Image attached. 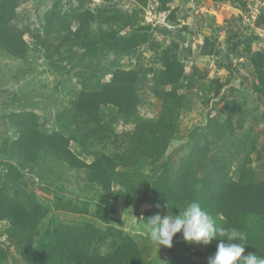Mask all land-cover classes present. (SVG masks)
<instances>
[{
	"label": "rangeland",
	"instance_id": "374dc122",
	"mask_svg": "<svg viewBox=\"0 0 264 264\" xmlns=\"http://www.w3.org/2000/svg\"><path fill=\"white\" fill-rule=\"evenodd\" d=\"M7 1L29 52L20 61L0 50V198L38 219L34 247L48 243V250L77 237L89 254L131 246L138 264H208L215 239L186 242L181 230L171 247L159 246L144 226L150 215L175 218L198 202H183L178 188L194 193L195 179L218 166L238 178L249 163L252 180L264 185V70L255 65L257 54H264V0ZM84 12L94 18L83 42L73 44ZM115 36L127 42L125 48L114 44ZM91 61L92 71L85 68ZM167 66L175 69L169 79L161 75ZM117 70L140 75V122L127 123L113 112L106 144L69 142L88 163L122 154L119 164L109 166L108 191L85 189L68 166L45 156L34 169L4 153L24 113H33L40 129L62 134L59 122L70 101L85 86L101 88ZM150 122L156 130L140 127ZM203 209L219 230L223 221ZM245 226L264 237V210ZM10 229L0 221V250L6 253L0 264H32Z\"/></svg>",
	"mask_w": 264,
	"mask_h": 264
},
{
	"label": "trees",
	"instance_id": "16d2710c",
	"mask_svg": "<svg viewBox=\"0 0 264 264\" xmlns=\"http://www.w3.org/2000/svg\"><path fill=\"white\" fill-rule=\"evenodd\" d=\"M7 4L8 1L4 0L0 5V50L14 60L25 61L29 52V45L24 39L25 30L13 23L14 13L12 7ZM84 16L78 18L80 25L73 35V44L76 43L75 39L80 43L83 42L87 25L94 18L90 12H84ZM121 41L123 38L115 36L114 44L123 45L125 48L127 42L121 43ZM100 42L102 41H95L96 44ZM49 59L52 61L51 57ZM93 64V61L86 63L85 68L92 71ZM255 65L264 70V54H257ZM174 72L175 69L167 66V70L161 75L169 79ZM140 81V75L135 71L117 70L112 74L110 82L102 85L101 88H86V86L82 88L76 98L70 101V106L62 112L64 120L61 122L60 118L59 122L62 126L60 130L64 132L62 134L56 130L49 132L40 129L37 126V117L30 112L24 113L19 124V134L9 140L8 150H4V153L10 152V158H16L23 165L33 166L34 169L40 168L37 160L45 156L54 163L57 161L56 163L68 166V169L74 172L72 176L76 179L80 177L85 183V189L101 187L108 191L112 181L109 166L119 164L122 154L114 157L103 156L88 163L72 151L69 142L75 140L87 148L106 144L110 139L105 133L108 126L107 115L113 112L116 118L121 116L127 123H139L137 108ZM150 124L143 123L140 127L156 130L157 124L151 122ZM247 164L245 163L241 169L238 178H233L224 166H218L202 179H195L192 187L196 188L194 193L180 187L177 194L183 202L195 197L201 207L223 221L220 229L235 227L245 233L247 245L243 255L252 252L264 257V237L251 235L245 226L248 217L264 210V185L260 187L252 180ZM12 198L15 200L14 197ZM122 199L128 205L131 204L125 197ZM154 200L155 198L150 196L151 205L155 204ZM151 212L157 213L155 208ZM0 221L9 222L10 236L18 242L20 251L30 256L29 261L32 264H138L140 261L138 250L131 246L119 247L115 252L104 256L89 254L83 249V240L77 237H74L72 242L69 240L68 243L58 244L56 247L51 245L48 250H45L48 243L34 247L32 229L36 227L38 219L34 214L8 204L5 198H0ZM216 238L209 246L208 257L215 253L220 242L218 239H223L219 235ZM5 258L6 253L0 250V262Z\"/></svg>",
	"mask_w": 264,
	"mask_h": 264
},
{
	"label": "clouds",
	"instance_id": "9594fccd",
	"mask_svg": "<svg viewBox=\"0 0 264 264\" xmlns=\"http://www.w3.org/2000/svg\"><path fill=\"white\" fill-rule=\"evenodd\" d=\"M144 228L151 241L166 247H171L174 235L181 230L186 242L207 245L217 239V235L223 237L218 239L220 242L208 264H264V257L257 253L243 255L247 245L245 233L235 227L218 230L199 202L188 204L175 218L156 214L147 219Z\"/></svg>",
	"mask_w": 264,
	"mask_h": 264
}]
</instances>
